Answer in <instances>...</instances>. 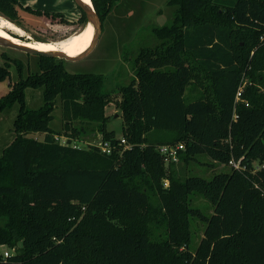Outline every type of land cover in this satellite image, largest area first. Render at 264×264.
I'll use <instances>...</instances> for the list:
<instances>
[{
  "label": "trees",
  "instance_id": "obj_1",
  "mask_svg": "<svg viewBox=\"0 0 264 264\" xmlns=\"http://www.w3.org/2000/svg\"><path fill=\"white\" fill-rule=\"evenodd\" d=\"M116 1L91 0L102 22ZM166 3L176 8L153 28L159 43L140 50L119 88L122 136L107 129L113 97L101 73L37 55L39 70L24 76L14 60L19 78L0 96V109L19 103L15 137L0 153V264H264V0ZM18 6L0 0V14L24 26ZM7 75L0 65V79ZM243 81L249 105L235 102ZM26 86L43 87L42 106L25 107ZM187 89L198 95L187 100ZM57 102L66 136L85 131L74 122H94L111 152L62 143L49 125ZM176 143L185 166L202 153L238 166L182 175L157 149ZM192 192L211 204L209 215L191 204ZM192 218L205 223L194 249Z\"/></svg>",
  "mask_w": 264,
  "mask_h": 264
},
{
  "label": "rangeland",
  "instance_id": "obj_2",
  "mask_svg": "<svg viewBox=\"0 0 264 264\" xmlns=\"http://www.w3.org/2000/svg\"><path fill=\"white\" fill-rule=\"evenodd\" d=\"M65 6H68L66 13L73 14L70 15L72 19L65 16L71 25L60 22L58 18L49 23L45 18H39L38 15L18 6V14L24 24L23 28L30 37H20L12 31L8 32L21 39L56 42L86 24V22H78L81 12L73 0H67ZM175 8L174 5H168L166 0H117L103 20L101 33L89 53L75 61H67L56 57L58 60L61 59L69 72L101 73L105 77L104 90L111 91L113 97L106 108V114L111 115L107 122V129H113L117 136H122L121 110L116 104V101L120 99L119 88L126 85L134 76V62L140 50L155 47L159 43L153 33V28L169 24ZM0 16L3 15L0 14ZM36 29L39 31L38 34L34 32ZM54 29L57 30L56 32L63 33V35L53 37L56 33ZM14 60L21 61L24 76L29 72L39 70L36 54L0 46V65H8L9 69V75L0 79V96L6 94L11 89L12 84L19 78ZM188 89L185 92V97L187 100H192L198 93L196 91L188 92ZM42 91L43 87L26 86L24 88L25 107L27 109H36L43 105ZM18 110L19 103L17 101L0 109V153L15 137L13 123ZM52 114L53 118L49 125L53 131L57 132L61 142H67L70 138L71 144H76L79 147H90L101 138L96 123L79 121L74 122V124L76 126L83 125L85 131L71 137L66 136L59 102L54 107ZM27 135L42 138L44 133L28 132ZM176 168L182 175H199L211 178L215 172L229 170L230 165L216 162L202 153L198 154L196 160L191 161L187 166L177 162ZM189 196L193 206H198L206 215L212 212L211 204L202 195L192 192ZM204 226L205 223L201 219H191V249L197 246ZM1 250L12 251V249L5 246L1 247Z\"/></svg>",
  "mask_w": 264,
  "mask_h": 264
},
{
  "label": "bare ground",
  "instance_id": "obj_3",
  "mask_svg": "<svg viewBox=\"0 0 264 264\" xmlns=\"http://www.w3.org/2000/svg\"><path fill=\"white\" fill-rule=\"evenodd\" d=\"M89 5H92L91 0H85ZM8 31L18 34L20 37H30L28 32L14 21L0 16V37L8 40H12L16 43L34 47L43 51L61 50L67 53L69 56H75L82 53L90 44L93 37L94 27L91 22L86 23L83 27L78 30L72 31L64 38L56 41H40V40H29L21 39L20 37L14 36ZM63 32V31H62Z\"/></svg>",
  "mask_w": 264,
  "mask_h": 264
},
{
  "label": "water",
  "instance_id": "obj_4",
  "mask_svg": "<svg viewBox=\"0 0 264 264\" xmlns=\"http://www.w3.org/2000/svg\"><path fill=\"white\" fill-rule=\"evenodd\" d=\"M73 1L77 5V7L80 10H82V12L85 14L86 23L91 22L94 27V33L90 41V44L82 53L75 55V56H69L67 53L61 50L43 51V50H40L34 47L16 43L12 40L4 39L2 37H0V46L14 48V49H17L19 51L26 52L29 54H36V55H42V56H48V57H58L61 59H65L67 61H75V60L81 59L87 53H89L92 50V48L95 46L97 39L101 33L102 21L100 19V16L96 12L93 4L89 5L85 0H73Z\"/></svg>",
  "mask_w": 264,
  "mask_h": 264
},
{
  "label": "built area",
  "instance_id": "obj_5",
  "mask_svg": "<svg viewBox=\"0 0 264 264\" xmlns=\"http://www.w3.org/2000/svg\"><path fill=\"white\" fill-rule=\"evenodd\" d=\"M246 84V81H243L242 84L238 87L236 93H235V102L241 101L245 105H249L248 100H246L243 97V87ZM237 113H233V117L236 118ZM101 138L95 142L94 146H98L103 152L105 153H110L111 150L115 145H112L110 141L104 140L102 136ZM62 143H67L62 141ZM119 144H122L124 148H129L131 145L128 144L125 140L124 137H121ZM73 146H78L76 144H72ZM158 151L162 154L165 162H177L179 160V155L178 153L180 150L184 149V144L183 143H176V144H161L157 147ZM229 164L237 167L238 162H235L234 160H230ZM165 185H168V181L165 179L164 181ZM4 256H7L9 254L8 250L3 251Z\"/></svg>",
  "mask_w": 264,
  "mask_h": 264
},
{
  "label": "crops",
  "instance_id": "obj_6",
  "mask_svg": "<svg viewBox=\"0 0 264 264\" xmlns=\"http://www.w3.org/2000/svg\"><path fill=\"white\" fill-rule=\"evenodd\" d=\"M19 1L21 3L22 7L30 6L32 8H38L41 10H48L51 12H61L68 19H72L70 17V15H73V14H71V13L67 14L66 13V11H68V6L67 7L65 6L67 0H19ZM38 16H39V18H45L46 19V17H44L45 15H42V16L38 15Z\"/></svg>",
  "mask_w": 264,
  "mask_h": 264
},
{
  "label": "flooded vegetation",
  "instance_id": "obj_7",
  "mask_svg": "<svg viewBox=\"0 0 264 264\" xmlns=\"http://www.w3.org/2000/svg\"><path fill=\"white\" fill-rule=\"evenodd\" d=\"M44 17H46V19L49 21V23H52L53 22V20L54 19H56V18H53V16H44ZM65 17V16H64ZM66 18V17H65ZM68 20V19H67ZM70 22H71V20H70ZM62 23H66V24H70L71 25V23H69V20H68V22H62ZM73 23V22H72ZM44 25H46V23H44ZM23 27V26H22ZM38 29H41V28H38ZM54 31L56 32L57 30H55L54 29ZM34 32H36L37 34L39 33V31H37V29L34 31ZM63 35V33H59V32H56L55 34H54V36L53 37H60V36H62ZM41 36H42V38H43V34L41 33Z\"/></svg>",
  "mask_w": 264,
  "mask_h": 264
}]
</instances>
